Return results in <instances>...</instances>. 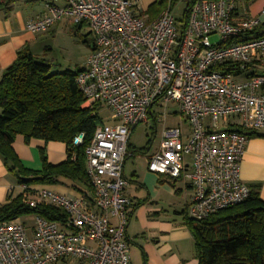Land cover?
Listing matches in <instances>:
<instances>
[{
  "label": "built area",
  "instance_id": "obj_1",
  "mask_svg": "<svg viewBox=\"0 0 264 264\" xmlns=\"http://www.w3.org/2000/svg\"><path fill=\"white\" fill-rule=\"evenodd\" d=\"M41 1L43 11L25 30L45 33L63 19L88 26L94 43L74 82L82 107H104L115 123L98 125L85 149L89 197L20 186L24 205L54 206L65 218L35 216L30 230L19 219L0 220V264H129V138L170 103L188 133L164 128L147 170L191 188L187 218L205 220L249 197L240 178L248 137L235 128L264 131V75L253 71L264 66V37L244 39L259 17L238 18L237 0H176L189 4L184 21L173 16V0L152 20L137 0ZM83 140L78 133L71 146Z\"/></svg>",
  "mask_w": 264,
  "mask_h": 264
},
{
  "label": "trees",
  "instance_id": "obj_2",
  "mask_svg": "<svg viewBox=\"0 0 264 264\" xmlns=\"http://www.w3.org/2000/svg\"><path fill=\"white\" fill-rule=\"evenodd\" d=\"M15 1L0 0V11L9 13ZM167 1L155 0L149 5L145 10L147 18L154 19L166 7ZM188 8L189 4L185 6L183 21ZM259 37H264L261 25L244 39ZM79 71L55 72L44 58H38L23 48L2 72L0 158L18 185L56 184L63 178L90 190L85 172V149L95 128L103 123L97 106L91 109L82 107L84 97L74 82ZM235 130L248 139L264 138V134L240 127ZM78 133L84 135V140L73 148L71 142ZM18 135L25 143L32 139L61 142L67 148V158L51 165L44 150H40L41 170H28L21 165L12 146ZM26 215L56 222L65 218V213L54 206L29 208L22 203L21 194L8 196L0 205V220H14ZM185 224L193 238L198 264H264V201L258 192L250 190L246 200L205 220L186 218Z\"/></svg>",
  "mask_w": 264,
  "mask_h": 264
},
{
  "label": "crops",
  "instance_id": "obj_3",
  "mask_svg": "<svg viewBox=\"0 0 264 264\" xmlns=\"http://www.w3.org/2000/svg\"><path fill=\"white\" fill-rule=\"evenodd\" d=\"M43 9L41 0H17L9 13L0 11V78L2 72L15 60L18 51L27 48L33 55L41 58L45 55L43 47L47 35L77 25L63 19L45 33H28L25 30L26 22ZM263 10L264 0H237L235 14L238 18L258 16L264 27V14L261 15ZM253 71L264 75V66L253 68ZM113 123L114 120L110 124ZM257 133L264 134V131ZM12 146L21 165L32 171L41 170L40 150H44L46 160L51 165H57L67 158V148L61 142L32 139L25 143L22 136L18 135ZM157 148L158 145L144 157L146 166L135 165L140 153L132 151L129 138L128 156L123 164V177L128 183L124 194L131 201L125 231L129 264H198L193 238L185 224L192 190L181 179H171L147 170L148 158ZM240 178L250 190L258 192L264 201V138L253 137L247 140ZM31 187L46 189L69 199L90 195V190L86 187L63 178L56 184H35ZM20 193V185L7 172L0 158V205L7 201L8 196L15 197ZM111 221L114 223L113 219Z\"/></svg>",
  "mask_w": 264,
  "mask_h": 264
},
{
  "label": "rangeland",
  "instance_id": "obj_4",
  "mask_svg": "<svg viewBox=\"0 0 264 264\" xmlns=\"http://www.w3.org/2000/svg\"><path fill=\"white\" fill-rule=\"evenodd\" d=\"M155 0H138L141 13L145 15V10ZM167 4V3H166ZM185 2H174L172 6V14L180 20L183 17L185 10ZM241 7V6H240ZM241 10V9H240ZM242 11V10H241ZM93 33L90 31L86 24L75 25L68 30H58L54 34L47 35L44 38V47L46 50L44 58L47 63L52 66L53 71H76L82 70L88 59L90 51L94 43ZM218 37H210L212 43L216 42ZM217 39V40H216ZM98 116L101 118L103 124H110L113 122L111 119V112L104 107H98ZM157 121L149 118L148 123H140L134 129L130 137L132 151L140 153L136 159L135 165H145V156L147 153L155 150L159 144L160 137L164 128L173 129L181 127L184 134L188 133V125L176 109L173 103L167 106L166 113L162 110H157ZM147 151V152H146ZM143 152V153H142ZM144 154V155H141ZM186 159H189L187 157ZM131 163V161H128ZM19 221L28 229H32L35 225V216L26 215L19 218Z\"/></svg>",
  "mask_w": 264,
  "mask_h": 264
},
{
  "label": "bare ground",
  "instance_id": "obj_5",
  "mask_svg": "<svg viewBox=\"0 0 264 264\" xmlns=\"http://www.w3.org/2000/svg\"><path fill=\"white\" fill-rule=\"evenodd\" d=\"M175 1H176V0H175ZM257 17H258V16H257ZM259 19H260V18H259ZM93 37H94V36H93ZM217 39H218V38H217ZM217 39H216V40H217ZM83 108H84V107H83ZM86 109H88V108H86ZM73 160H74V159H73ZM54 193H55V192H54Z\"/></svg>",
  "mask_w": 264,
  "mask_h": 264
},
{
  "label": "water",
  "instance_id": "obj_6",
  "mask_svg": "<svg viewBox=\"0 0 264 264\" xmlns=\"http://www.w3.org/2000/svg\"><path fill=\"white\" fill-rule=\"evenodd\" d=\"M24 181H25V182H27V181H28V179H24Z\"/></svg>",
  "mask_w": 264,
  "mask_h": 264
}]
</instances>
